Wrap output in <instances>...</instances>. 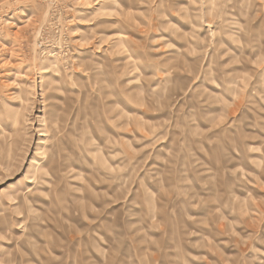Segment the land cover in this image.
<instances>
[{
	"label": "rangeland",
	"instance_id": "1",
	"mask_svg": "<svg viewBox=\"0 0 264 264\" xmlns=\"http://www.w3.org/2000/svg\"><path fill=\"white\" fill-rule=\"evenodd\" d=\"M109 1L0 0V264H264V0H129L123 16ZM222 50L226 112L203 80ZM53 125L64 141L76 128L85 163L95 142L93 176L35 197L27 171Z\"/></svg>",
	"mask_w": 264,
	"mask_h": 264
},
{
	"label": "bare ground",
	"instance_id": "2",
	"mask_svg": "<svg viewBox=\"0 0 264 264\" xmlns=\"http://www.w3.org/2000/svg\"><path fill=\"white\" fill-rule=\"evenodd\" d=\"M109 2H110L111 5L108 6V7H113V12H116L119 15H122V16L124 14L128 15V8H129L128 7V3H129V0H112V1L110 0ZM122 18L120 19V21L119 20L118 21L121 22V23H124V24H129V21L127 20L128 17H127V19H126V17L125 18L122 17ZM231 22H232V20H231ZM120 26L122 27V24H120ZM225 26H223V27H225ZM237 27H238V25H237ZM241 29H242V26L240 28H237L234 32L222 30L221 33H218L217 38L213 42L214 48L216 46H218L221 42L224 41V39H223L224 35H229V34L230 35L231 34L239 35V34H241ZM234 38L238 39V36H235ZM114 39H115V41H114L115 45L121 44L123 42H126V43L128 42L127 38H126V33L123 30L117 31L114 34V36H113V40ZM192 39H193V37H192ZM252 41L254 42V40H252ZM254 45L256 46V44H254ZM251 47H253V46L251 45ZM254 49H255V47L251 48V51H253ZM234 50H235V48H234ZM239 50H241V49H239ZM251 51H250V53H251ZM256 51L258 53L259 50L257 49ZM246 53L247 52H244V54H246ZM227 54H228L227 50L220 51V54H219L220 60L217 62V67H218L217 70H219V72L216 73V76H214V75L208 76L207 75V73L209 74V72H210V69H209L210 68V64H208L207 67H205V70H204V73H205L204 75L205 76L203 77V80L208 79L209 83H210L211 89L209 90V92H206L208 97H210L212 99H215V100H218V101H221L222 110L225 111V112L228 110L227 108H228V105L230 103V99L228 98V93H232L233 92V85H235L237 83V81H235V80L233 81L231 78L229 79V75L230 74L226 73V70L228 68V62H226V61H228V56H226ZM250 55L251 54H248L249 58H250ZM49 57H53V61H50L49 63L53 64L54 65L53 67H55L56 66V61H55L56 58L53 56V54H50ZM236 59H237V55L232 57L233 62ZM129 63H130V61L128 59H124L122 61H117L113 65V68H115V67L117 68L119 66L126 67V66L129 65ZM49 67H52V66L43 67L42 70H41L42 71L41 73H49V70H50ZM131 67H132L131 70H133V64H131ZM97 68L100 71L102 70L101 67H97ZM152 68H154V67H152ZM55 71H56V69L50 74V77L52 79H54L55 76L57 75L55 73ZM160 71L163 72V69H160ZM263 73H264V69H263ZM258 79L257 78L254 79V82H253L252 86L248 88V91H247L248 95H245V96L253 97V94L255 92H256V94H258V93H260L262 91V87H261L260 82H259L260 79L259 80ZM257 84H259V86ZM44 89L45 88H43V91H44ZM250 104L252 105L253 101ZM203 106L205 108L211 107V106H209L207 104H203ZM247 106H250V105L247 104ZM211 110H215V108L207 109L208 112L211 111ZM236 111H238V114L240 113V116L237 117L238 119L237 118H232V119L230 118L231 120L227 119V121H226L227 124H225L227 127H229L232 124L234 125V123H236L237 120H239V121L241 120V118H242L241 116L246 111L245 105L241 109L239 108ZM11 118H12V123L15 125L16 122H18V119L16 117H11ZM42 120L45 121L46 119H44V117H43ZM62 129L63 128L60 129L59 126H57V125H53V126H51L50 128H48L46 130V132H48V134L47 133L43 134L44 137H43V140L41 142L42 145L40 147V150H41V153L43 154V156H45V158L43 160L35 159L34 162L32 164H30V167L28 168V171H27L30 174L29 175L30 180H28V182L32 183L33 185L32 184L31 185L30 184L27 185L28 188L25 191V193L29 192L32 196L36 197V196H41L43 193L45 194V191H50V190L54 191V189L49 187L48 183H50L53 180V178L63 177L64 175H66L69 179H73V180L83 179L84 178L83 175L85 173L83 166H85V164L89 166V173H90L91 176H93V168H91V167H94L95 158H96V156L94 154V150L97 148L95 142L91 141L92 139H90L89 142H88V146H91V147L94 146V147L91 148L90 150L88 148L87 149L88 155L86 157H82V159H85V158L88 159L89 158L88 162L85 163L84 160L79 159V154H83L84 144L82 142L78 143L77 138H76V136L74 134V129H76V128L74 126H69V128H68L69 130L67 131V137H68L67 141L63 140V135H65V131L62 130ZM43 132H44V130H43ZM105 132H106V129H105V131L102 130L101 133H100L101 134L100 138L103 141L106 140L105 135H104ZM89 134L93 138V135L95 134L94 127H92V131H90ZM64 142L67 143L66 146H67V148H69V151L71 152V155H74V160L76 162L72 163L74 160L71 157V155L63 152V150L66 149V147L64 145ZM72 164L75 165L76 167L71 166ZM78 166H79V168H77ZM66 188L67 187H61V189L58 192V194H60V193L62 194L63 191L66 192V190H67ZM74 189L77 192H82V191L85 192L86 190L88 192L92 191L90 189H86L85 190L84 186H80V184H78L76 186V188H74ZM25 193L22 192V194H21L19 191L16 192V194L14 196V199H17V201L19 203L25 202L26 199H28L25 196ZM19 194H21V195H19Z\"/></svg>",
	"mask_w": 264,
	"mask_h": 264
}]
</instances>
